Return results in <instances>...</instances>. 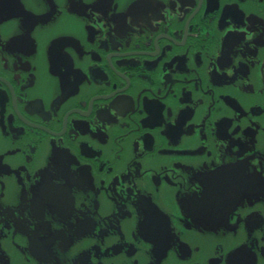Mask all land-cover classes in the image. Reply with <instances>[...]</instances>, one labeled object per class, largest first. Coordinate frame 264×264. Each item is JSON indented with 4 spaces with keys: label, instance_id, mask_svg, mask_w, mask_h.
<instances>
[{
    "label": "flooded vegetation",
    "instance_id": "1",
    "mask_svg": "<svg viewBox=\"0 0 264 264\" xmlns=\"http://www.w3.org/2000/svg\"><path fill=\"white\" fill-rule=\"evenodd\" d=\"M0 264H264V0H0Z\"/></svg>",
    "mask_w": 264,
    "mask_h": 264
}]
</instances>
